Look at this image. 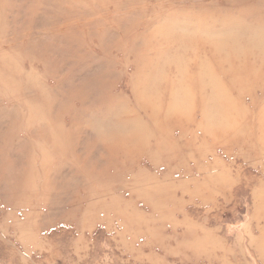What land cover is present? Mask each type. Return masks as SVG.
Wrapping results in <instances>:
<instances>
[{"label":"rangeland","instance_id":"1","mask_svg":"<svg viewBox=\"0 0 264 264\" xmlns=\"http://www.w3.org/2000/svg\"><path fill=\"white\" fill-rule=\"evenodd\" d=\"M0 264H264V0H0Z\"/></svg>","mask_w":264,"mask_h":264}]
</instances>
